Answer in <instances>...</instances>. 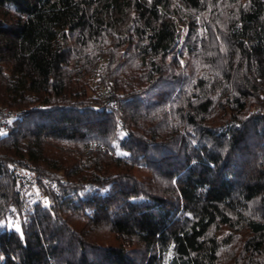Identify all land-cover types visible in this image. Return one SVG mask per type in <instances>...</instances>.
<instances>
[{
  "label": "trees",
  "instance_id": "trees-1",
  "mask_svg": "<svg viewBox=\"0 0 264 264\" xmlns=\"http://www.w3.org/2000/svg\"><path fill=\"white\" fill-rule=\"evenodd\" d=\"M0 104V264H264V0H0Z\"/></svg>",
  "mask_w": 264,
  "mask_h": 264
},
{
  "label": "built area",
  "instance_id": "built-area-1",
  "mask_svg": "<svg viewBox=\"0 0 264 264\" xmlns=\"http://www.w3.org/2000/svg\"><path fill=\"white\" fill-rule=\"evenodd\" d=\"M17 114L16 110L0 104V131L7 125L8 121ZM18 175L19 187H30L37 179L36 173L21 166L15 167Z\"/></svg>",
  "mask_w": 264,
  "mask_h": 264
},
{
  "label": "snow or ice",
  "instance_id": "snow-or-ice-1",
  "mask_svg": "<svg viewBox=\"0 0 264 264\" xmlns=\"http://www.w3.org/2000/svg\"><path fill=\"white\" fill-rule=\"evenodd\" d=\"M0 135H3V133H0Z\"/></svg>",
  "mask_w": 264,
  "mask_h": 264
}]
</instances>
